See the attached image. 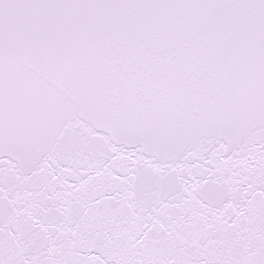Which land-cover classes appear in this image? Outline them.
Wrapping results in <instances>:
<instances>
[{
    "label": "snow or ice",
    "instance_id": "1",
    "mask_svg": "<svg viewBox=\"0 0 264 264\" xmlns=\"http://www.w3.org/2000/svg\"><path fill=\"white\" fill-rule=\"evenodd\" d=\"M0 264H264V0H0Z\"/></svg>",
    "mask_w": 264,
    "mask_h": 264
}]
</instances>
